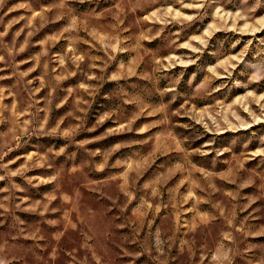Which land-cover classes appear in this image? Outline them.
<instances>
[{
	"label": "rangeland",
	"instance_id": "374dc122",
	"mask_svg": "<svg viewBox=\"0 0 264 264\" xmlns=\"http://www.w3.org/2000/svg\"><path fill=\"white\" fill-rule=\"evenodd\" d=\"M0 264H264V0H0Z\"/></svg>",
	"mask_w": 264,
	"mask_h": 264
}]
</instances>
